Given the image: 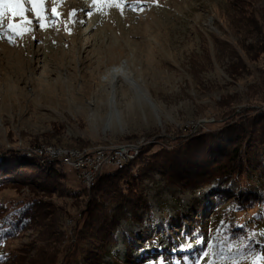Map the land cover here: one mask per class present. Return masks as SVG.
Segmentation results:
<instances>
[{
    "label": "rangeland",
    "instance_id": "rangeland-1",
    "mask_svg": "<svg viewBox=\"0 0 264 264\" xmlns=\"http://www.w3.org/2000/svg\"><path fill=\"white\" fill-rule=\"evenodd\" d=\"M23 7V16L5 7V31L0 32L1 153L54 146L84 155L87 149L143 138L140 152L213 125L225 112L223 100L232 98L233 108L257 105L251 85L264 75V54L258 52L260 30L252 21L254 15L264 21V0H43L38 6L42 28L32 5ZM9 24L18 27L8 29ZM117 65L123 72L109 82L106 72ZM71 168L65 169L67 175L76 171L78 176ZM114 169L104 166L102 172ZM152 175L157 182L146 181L145 194L155 225L148 226L146 214L142 225L120 219L115 256H106L102 264H137L149 252H160L168 243L167 227H159L166 216L174 219L201 203L202 219L211 216L203 203L210 186L179 190ZM69 184L80 182L70 178ZM29 194L27 188H5L0 203ZM55 208L62 215V208ZM256 212L242 211L235 219L251 240L223 254L217 239L206 264H252L256 254L264 255V219L256 224ZM62 220L67 244L74 239L75 220ZM36 232L28 229L4 243L0 264H13L9 253L24 247L33 254L29 246L36 244ZM126 234L140 240L129 261ZM195 247L182 238V249Z\"/></svg>",
    "mask_w": 264,
    "mask_h": 264
},
{
    "label": "trees",
    "instance_id": "trees-1",
    "mask_svg": "<svg viewBox=\"0 0 264 264\" xmlns=\"http://www.w3.org/2000/svg\"><path fill=\"white\" fill-rule=\"evenodd\" d=\"M253 18L252 25L260 30L258 52L264 54V21L255 15ZM251 86L258 96L257 105L233 108L232 98L223 100L220 107L225 112L216 116L214 126L207 124L193 134L180 135L169 146L146 145L123 168L98 174L90 188L60 157L0 151V190L30 191L27 196L0 203V247L26 230L38 228L34 242L40 246L30 245L29 251H35L31 255L25 247L17 253L11 251L8 256L13 257V264H102L106 256H115L120 219L142 225V214H146L148 226L155 225L145 194V182H157L154 172L171 188L210 186L203 203L211 216L202 219V203L185 214L177 213L174 219L164 214L167 219L162 218L159 227H167V245L135 260L137 264H194L198 257L199 264H206L209 255L204 253L209 252V245L219 246L217 239L223 254L248 243L251 236L235 219L237 213L253 208H257L256 224L264 219V75L257 86ZM66 168L75 171L72 177ZM70 178L80 184L70 185ZM60 200L65 203L57 205ZM55 207L62 208V215ZM165 209L161 204V210ZM64 217L75 220L74 239L67 244ZM182 238L193 240L196 247L182 249ZM124 240L129 261L140 240L131 235ZM176 246L181 248L179 253ZM6 256L3 253L2 262Z\"/></svg>",
    "mask_w": 264,
    "mask_h": 264
},
{
    "label": "built area",
    "instance_id": "built-area-1",
    "mask_svg": "<svg viewBox=\"0 0 264 264\" xmlns=\"http://www.w3.org/2000/svg\"><path fill=\"white\" fill-rule=\"evenodd\" d=\"M145 139H139L137 141H127L120 144L106 145V149L103 150H90L86 151L84 157L72 158V155H61L64 161L75 169V164L78 162H85V169L82 172H78V177L83 179H90L93 175L98 174V170L104 166H112L123 162V160L131 159L136 149L140 148ZM31 149V148H30ZM36 151L37 156L52 158L54 155L51 149H39L38 147L32 148Z\"/></svg>",
    "mask_w": 264,
    "mask_h": 264
},
{
    "label": "snow or ice",
    "instance_id": "snow-or-ice-1",
    "mask_svg": "<svg viewBox=\"0 0 264 264\" xmlns=\"http://www.w3.org/2000/svg\"><path fill=\"white\" fill-rule=\"evenodd\" d=\"M28 3L32 5L31 11L36 12V24L38 27H44V23L41 20L40 17V11H39V5L43 3V0H0V32L5 31V25H4V9L5 7L7 8L8 11H11L14 16L20 15L23 16L24 12L26 11L25 8L23 7L24 3ZM62 2V0H61ZM98 0H93V3H97ZM109 3H115V0H108ZM116 6H119L118 4ZM53 14H55V10H53ZM51 17H49L50 20ZM31 23V21H29ZM8 29H13L14 27H18V25L14 26L12 24H9ZM212 245H209V252H205L204 255L208 256L209 253L211 252ZM200 258L198 257L197 260L194 262V264H199ZM264 260V255L261 254H256L255 258L252 261V264H259L260 261ZM211 264V262H209Z\"/></svg>",
    "mask_w": 264,
    "mask_h": 264
},
{
    "label": "bare ground",
    "instance_id": "bare-ground-1",
    "mask_svg": "<svg viewBox=\"0 0 264 264\" xmlns=\"http://www.w3.org/2000/svg\"><path fill=\"white\" fill-rule=\"evenodd\" d=\"M123 16H124V15H123ZM122 72H123V68H122L121 66H118V65H117V66H113V67H111V68L106 72V74H107V78H108L107 80H108L109 82H112L113 79H114V77H116L117 74H121ZM39 149H51L52 152H53V154H59V155H54V156H53V159H55V158H59V157H60V159L63 161V163L66 164V165H68V166H70V165L67 164V163L64 161V158H63L61 155H67V153L70 152V154L72 155V158H80V157H84L85 154H86V152H85L84 155H79L77 152H75L76 149H75V151H72V150H67V149L56 148V147H54V146H53V147H52V146H48V147H46V146H45V147H44V146H40ZM103 149H106V147H100V148H97V149H94V150H103ZM78 150H79V149H78ZM87 150H88V149H87ZM87 150H85V151H87ZM138 150H139V149H136V151L133 153L131 159H126V160H123V162H121V163H117V164H115V166L117 167V169H118V168H120V169L123 168V167L126 165V162H127V161L134 159V158L137 156L138 152H139ZM26 153L31 154V155H36V156H37L36 151H34L33 149H30L29 147L27 148ZM83 153H84V152H83ZM83 153H80V154H83ZM38 157L42 158V156H38ZM71 167H72V166H71ZM75 168H76L79 172H82V169H85V162H78V164H75ZM102 168H103V167H102ZM102 168L98 170V174L102 173ZM98 174H97V175H98ZM97 175H93L90 179H83V182L86 184V186H87L88 188L91 187L92 182H93V180H95L94 178H95Z\"/></svg>",
    "mask_w": 264,
    "mask_h": 264
}]
</instances>
